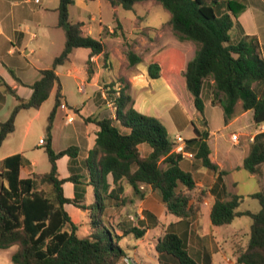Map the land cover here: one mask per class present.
<instances>
[{
    "label": "trees",
    "instance_id": "obj_1",
    "mask_svg": "<svg viewBox=\"0 0 264 264\" xmlns=\"http://www.w3.org/2000/svg\"><path fill=\"white\" fill-rule=\"evenodd\" d=\"M108 1L113 6L130 10L136 2L145 0ZM154 1L170 13L169 23L177 39L189 40L196 45L183 76L197 112L200 115L204 112L202 83L209 78L213 81L212 102L221 105L225 123L235 115L238 102L243 111L252 110L255 125L264 123V57L260 55L258 41L253 35L243 34L233 42L230 36L233 16L238 15L244 5L237 0ZM72 3L73 0H59L57 26L64 32L63 48L53 58L51 67L41 69L39 77L29 84L31 95L27 99L21 98L7 86V92L18 103L8 118L0 121V145L14 130L17 112L38 108L56 86L54 105L46 126L49 133L55 108L62 99L55 67L66 62L74 48L90 49L89 56L100 53L107 56L101 38L84 34L81 23L70 20L68 8ZM168 55L167 69L179 74L181 58ZM126 58L129 64L142 60L133 50L126 52ZM158 59L152 58L147 63V74L152 79L163 74V64ZM16 80L22 83L20 79ZM119 81L123 87L115 97V119L84 117L86 122H93L98 128L95 144L83 160L88 184L93 189L91 203L85 204L83 194H77L78 175L71 174L67 179L58 177L57 158L64 154L75 155V147L54 152L49 142L46 143L44 149L50 169L26 177L20 175V167L25 161L21 153L0 159V248L17 245L10 254L13 263L118 264L125 251L118 244V235L104 223L103 214L108 203L118 206L126 202L124 184L130 186L139 198L143 197L142 186L157 190L166 211L178 218L191 219L198 211L197 204L203 199H197L195 203L191 201L189 192L196 188V181L191 170L180 165L183 155L174 151L173 139L165 125L157 117L136 110L124 79ZM201 120L206 125L204 117ZM192 126L194 136L184 139L185 151L192 153L203 167L217 173V186L227 171L220 169L210 158L207 128L201 129L194 122ZM141 143L150 148L143 156L138 148ZM261 163H264V132L254 135L242 167L255 174ZM108 174L112 176V187L107 180ZM66 180L74 183L76 192L73 198L64 196L62 184ZM250 196L258 200L259 210H238L243 198L238 194H231L226 199L216 198L210 208L213 225L230 223L241 215L251 219L248 239L236 257V264H264V189ZM67 203L87 211L90 226L87 235H78V226L64 209ZM146 229L147 226L138 220L121 229V236L140 238ZM155 248L160 264H199L189 254L186 239L174 232L170 225Z\"/></svg>",
    "mask_w": 264,
    "mask_h": 264
},
{
    "label": "crops",
    "instance_id": "obj_2",
    "mask_svg": "<svg viewBox=\"0 0 264 264\" xmlns=\"http://www.w3.org/2000/svg\"><path fill=\"white\" fill-rule=\"evenodd\" d=\"M206 1L210 2V0ZM237 1L242 3L244 8L238 15L233 16V27L230 30L231 40L237 42L243 34L255 36L258 41L260 55L264 57V0ZM58 4L59 0H39L38 2H35V0H0V121L8 118L11 110L18 103L17 99L7 92V86L14 89L21 98L27 99L32 93L29 84L39 77L41 69L51 67L53 58L62 50L64 35L62 38L61 36L58 37L56 44L53 43L54 33L59 32V29H61L57 26ZM101 5V0H73L68 11L71 21L81 23V30L84 34L102 39L107 56L104 57L102 53L89 56L90 49L74 48L69 55V59L55 67L62 99L61 103L55 108L49 133L46 126L48 115L54 105L56 86L52 88L48 98L38 108L22 109L17 112L14 130L7 135L0 145V148H2L4 144H7L0 159L14 153L22 154L25 161L20 167V175L24 177L30 176L34 172L44 173L50 169V163L44 149L46 143L49 142L54 152H59L68 147H75L77 149L75 155L70 157L64 154L57 158V172L59 178L65 179L71 174L78 175L80 182L77 185V194H83L85 204L92 202L93 189L88 184V172L84 167L83 160L95 144L98 128L95 123L86 122L84 117L95 116L115 119V109L109 102H113L116 95L112 96L111 92L107 91L110 89L109 87L112 88L114 94L119 93L120 88L123 87L119 79L123 78L127 85V92L131 96L132 105L136 110L160 119L165 125L169 136L168 122L173 127L179 126L180 109L170 114L168 109L163 107V103H165L163 99L148 96L149 93L144 95L140 92V90L147 87L150 88L151 92L156 88H161L159 79L163 76L166 82L165 91L170 93L171 96V108L180 103L179 95L174 92L175 88L172 82L168 81L163 74L159 78H150L146 68L148 62L143 66H139L137 63L132 66L130 71L126 69L124 71L123 68L118 71L114 70L115 64L113 61L117 62L116 52H121L119 49L121 48V38L114 35L117 37L112 39L108 35L110 33L116 34L112 27L118 25V22L115 23L113 18L118 5L113 6L108 0H105V7L108 6L113 15L112 24L110 25L104 23L100 18ZM97 16L99 17L98 21H96ZM118 19L122 22L120 17ZM121 25L123 28V24ZM164 26L161 25L156 28L154 30L155 34L149 35V37L144 36L143 32L140 33V39L143 38L142 42H149L150 50L146 51L152 53L146 56L147 59L159 52L181 58L182 68L179 74L182 77L181 84L183 86V71L186 63L193 57L196 45L189 40H178L174 33L169 38L168 33L172 31V28L169 26V30H167L163 28ZM133 27L145 28L151 34L150 29L152 27L143 26L141 22L133 24ZM106 37L109 39L107 40ZM111 42H114V44L111 45ZM134 44L133 51L142 58L141 62H143L146 57H142L140 53L144 49L140 52L136 43ZM192 44L194 48H191ZM77 59H80V63H76ZM104 60L112 62V68H102ZM121 60L123 59L121 58ZM125 65H128V63ZM16 78L20 79L22 83H19ZM69 82L75 84L73 90L67 87ZM109 82L111 85L106 88L105 84ZM212 83L213 81L209 78L203 81L202 96L206 90L210 104L214 105L212 102ZM80 85H83L82 90L79 89ZM74 90L86 96V100H75ZM205 112L206 102H204V119L209 132L207 142L210 147V158L220 169L227 171L225 175L227 177L233 170L243 168L242 162L249 152L254 135L258 132H264V129H260L262 123L255 125L252 110L243 111L240 102H238L235 115L227 123H224L223 128L228 129L233 125H237L239 132H248L249 137L246 142L238 146V149L234 150L231 145L232 149L224 150L221 140L224 138L230 140L228 133L226 135L223 133L214 135V132L207 127L209 119L206 117ZM33 126L37 127L38 138L30 142L27 136ZM21 127L23 128L21 129ZM248 128L251 131H248ZM18 129L20 133L15 135L14 139L9 142V138L14 136ZM193 136L194 131L191 125L187 136L183 138L188 139ZM39 139H43L44 142L40 143ZM138 148L142 156L150 151L148 145L144 143L139 144ZM42 152L45 154L44 162L46 163L42 162L43 168L38 170L40 163L38 156L43 154ZM184 158L189 159L191 157L183 156L182 161H184ZM182 161L180 162L181 166ZM189 170L195 178L194 170L190 168ZM201 170H205L206 174L209 169ZM255 174L252 175L255 176ZM263 178L259 179L262 185L260 190L264 189ZM214 179L208 185L209 192L207 196L200 201L199 209L191 219H181L168 213L157 190L149 186H142L143 197L139 198L133 193L130 186L124 184L123 196L126 197V202L118 206L114 203H108L103 214L104 223L110 227L114 234L118 235V244L122 242V245H119L125 251V256L119 260L118 264H160L155 246L168 225L171 226L174 232L186 239L189 254L199 264H222L223 260L227 264H236L235 261L239 251L246 245L249 230L242 233L241 228L235 225L230 230H225L223 226L230 224L232 221L222 225L212 224L209 213L215 199H226L231 194H238L237 192L229 193V184L226 183V178L222 179V183L217 186L213 183ZM107 180L112 187L111 174L107 175ZM230 181L232 182L231 185L236 183L233 179ZM196 185L204 186L206 183L196 181ZM62 189L65 197L73 198L75 196L76 190L72 181L66 180L62 184ZM250 194L248 195L250 196ZM191 201L195 203L193 199ZM64 209L78 226V235H87L90 230L87 211L70 203L64 204ZM165 219L168 222H165ZM138 220L147 226L142 237L121 236V229L127 228L129 224ZM228 226L230 227L231 224ZM130 248H132L131 252L128 251Z\"/></svg>",
    "mask_w": 264,
    "mask_h": 264
},
{
    "label": "rangeland",
    "instance_id": "obj_3",
    "mask_svg": "<svg viewBox=\"0 0 264 264\" xmlns=\"http://www.w3.org/2000/svg\"><path fill=\"white\" fill-rule=\"evenodd\" d=\"M102 1V5H101V9L102 12L100 14V18L101 20L106 23V24H112V19L114 18V22L117 23L118 25L113 26L112 28L115 30L116 34H111L108 35L110 38L114 39L117 36H120L121 41H120V45L121 48H118L121 50V52H116V59L117 62L113 61V63L115 64V71L121 70L123 68V70L125 71V69L127 71H130L132 69V66H134L135 64H129L128 60L126 58V52L128 50H134L135 48V44L136 46L139 48L138 51L142 53H140L142 55V57H146L149 56L152 52H147L146 50H150L149 49V42H142L143 38L140 39L139 35L140 33H144V36H148L149 35H154V30H156V28H159L161 25H165L163 28H166L167 30H169V19H170V13L163 7L161 6L160 3L154 1V0H145V1H140V2H136L133 5V8L128 10V9H124L121 6H117L116 11L114 16L112 15V13L110 12V8L105 7V0H101ZM113 16V18H112ZM118 17H120V19L122 20V22L119 21ZM98 16L96 17V21H98ZM138 22H141V24L143 26H150L152 27L150 29V33L147 31V29L143 28L140 29L138 27H133V24H138ZM123 24V28L122 25ZM125 25V27H124ZM126 28V29H125ZM175 34V32L172 30L171 32L168 33L169 38L172 36V34ZM64 32L62 29H59V32L54 33V44L57 43L58 41V37L61 36V38L63 37ZM117 35V36H114ZM151 38V37H150ZM107 39V37H106ZM109 39V38H108ZM107 39V40H108ZM145 39V38H144ZM105 41V39H104ZM112 41V40H110ZM114 41V40H113ZM64 44V42H63ZM107 44V41H106ZM111 45L114 44V42L110 43ZM63 48V47H62ZM191 48H194V45L192 44ZM145 52V53H144ZM79 57H81L79 55ZM121 58L123 60H121ZM152 58H159L158 60L161 62V64H163V75L164 77L167 78L168 81L172 82L175 90L174 92L176 94L179 95L180 98V103L175 104L174 106H172L173 108H171L172 105V101H170L171 96L170 93L165 91V84L166 82L163 79V76L161 77V79H159V83L161 85V88H156L154 89V91L151 92L150 88H144L142 90H140V92L144 95H146L147 93L148 96L151 97H156V98H160L163 99V107L168 109V112L170 114H173L174 112H176L177 109L179 110V126L178 127H173L165 118L166 122H168L169 125V129H170V138L173 139V137L176 134H180L182 137L187 136L190 126L192 125V122H194L196 125H199L201 129H206V125L205 122H203V120H201L202 117H204V112L202 115L199 114V112H197V110L194 107L193 104V100H192V96L190 94V92L186 89L185 84L182 86L181 84V75L180 74H175L172 71H169L167 69V63L169 61L170 56L168 54H164L162 52L156 53L154 55V57H150L143 61V62H139V66H143L144 64H146V62L150 61ZM142 59V58H141ZM88 60V58H87ZM76 63H80V59L76 60ZM112 62H108L107 60H104V65L102 68H112V64H110ZM126 63H128V65H125ZM120 65H122L120 67ZM110 82L105 84V87L107 88V86L109 87ZM123 85V84H121ZM83 85H80V87ZM67 87L69 88H75V84H73L72 82H69V84H67ZM110 89H108L107 91L111 92V95L114 96V91L112 90L111 87H109ZM72 89V90H73ZM73 96L75 100H86V96H83L81 92H76V90L73 91ZM203 98V103L206 102V117L209 119V124L207 125V127L214 132V135H218V134H227L228 133V137L231 136V134L233 133H237L238 134V142H233L232 140H225L222 139L221 140V144L223 149H232V146L234 147V150L238 149V146L242 145L244 142H246V140H248L249 134L248 132H239V129L237 128V125H233L232 127L225 129L223 128L224 125V115H223V110L221 105H219V103H214V105H211L209 102V97H207L206 95V90L204 91V94L202 96ZM171 109V110H170ZM196 113V114H195ZM7 119V118H6ZM6 119H4L3 121H5ZM244 119H246V117H244ZM36 125V124H35ZM23 127H21L22 129ZM23 131V130H22ZM248 131H251L250 128H248ZM18 133H20V130L18 129L14 136H11V138H9L10 140H8L9 142L11 140H13L15 137V135H18ZM250 133V132H249ZM28 140L30 142H33L35 139L38 138V130L37 127L33 126L28 134ZM7 144H4V146L2 148H0V156L5 152V147ZM232 145V146H231ZM43 153V152H42ZM39 160L40 163L38 165V170H42V162H44L45 160V154H39ZM187 157V156H186ZM43 159V160H42ZM231 162V161H229ZM46 163V162H44ZM182 166L183 168H187V169H192L195 172V178L194 180L197 181L198 183H206V185L204 186H200V185H196V188L191 190L189 192L191 199H193L194 201H197V199H203L207 196L209 190H208V185L211 183V181L214 179V182L216 181V172H213L211 170H208V172L205 174V170H201V169H207L206 167H203L200 164L199 160H196L195 158L191 157L189 159H185L184 161H182ZM229 166V164H228ZM203 167V168H202ZM203 171V172H202ZM226 175V174H225ZM223 176L222 179L224 180V178H226V183L229 184V193L231 192H237L238 194L242 195V201L238 207V210H251V211H257L260 208V204L258 202V200L256 198H252L251 196H249L248 194H250L251 192L260 190L262 188L261 185V181L259 179L264 177V163H261L259 166V172L254 175H252L251 173H249L247 170H245L244 168H240L237 170H233L231 172V174L229 176ZM212 177V178H211ZM233 179L236 183H234L233 185H231L230 183H232L230 180ZM264 179V178H263ZM213 185V184H212ZM228 198V197H227ZM199 205L197 204V207ZM172 215V214H171ZM163 220V219H162ZM165 222H168V220L165 219ZM251 222V219L246 216V215H241V216H236L233 218L232 222L230 223L231 226L229 227L228 225L223 226L225 230H230L231 227L233 225L238 226L239 228H241L242 233L244 232H248L249 230V223ZM229 227V228H228ZM166 230V229H165ZM119 242V240H118ZM119 244L122 245V242H120ZM17 248V245H13L11 247L8 248H0V264H15L10 260V254ZM132 248H130L128 251L131 252ZM220 256V254H219ZM230 257V255H229ZM222 264H227V262H225L223 260Z\"/></svg>",
    "mask_w": 264,
    "mask_h": 264
},
{
    "label": "built area",
    "instance_id": "obj_4",
    "mask_svg": "<svg viewBox=\"0 0 264 264\" xmlns=\"http://www.w3.org/2000/svg\"><path fill=\"white\" fill-rule=\"evenodd\" d=\"M39 0H35V2H38ZM80 90L83 89V86L79 87ZM114 95H118L117 94H114ZM115 96V97H116ZM115 101V99H113ZM113 101V102H114ZM112 101H110L109 103L113 106L114 109H116V106H115V102L113 103ZM68 120H71V119H68ZM260 129H264V124L262 123L261 124V127ZM230 140H232L233 142H238V134L237 133H233L231 134V136L229 137ZM39 142L40 143H43L44 140L43 139H39ZM173 142H174V151L175 152H179L181 153L183 156H187V157H193L192 153L190 152H187L185 151V141H184V138L180 135V134H176L174 137H173Z\"/></svg>",
    "mask_w": 264,
    "mask_h": 264
}]
</instances>
